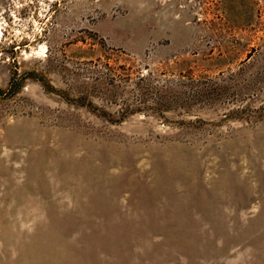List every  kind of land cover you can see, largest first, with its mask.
Wrapping results in <instances>:
<instances>
[{"label": "rangeland", "instance_id": "obj_1", "mask_svg": "<svg viewBox=\"0 0 264 264\" xmlns=\"http://www.w3.org/2000/svg\"><path fill=\"white\" fill-rule=\"evenodd\" d=\"M0 264H264V0H0Z\"/></svg>", "mask_w": 264, "mask_h": 264}]
</instances>
